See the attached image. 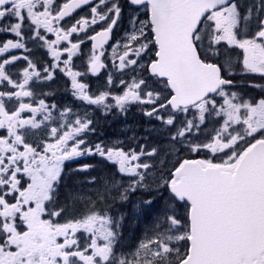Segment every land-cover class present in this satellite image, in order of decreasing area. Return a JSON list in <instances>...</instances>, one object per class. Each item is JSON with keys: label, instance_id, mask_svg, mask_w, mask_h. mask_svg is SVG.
Returning <instances> with one entry per match:
<instances>
[{"label": "snow or ice", "instance_id": "snow-or-ice-1", "mask_svg": "<svg viewBox=\"0 0 264 264\" xmlns=\"http://www.w3.org/2000/svg\"><path fill=\"white\" fill-rule=\"evenodd\" d=\"M0 264H264V0H0Z\"/></svg>", "mask_w": 264, "mask_h": 264}, {"label": "flooded vegetation", "instance_id": "flooded-vegetation-1", "mask_svg": "<svg viewBox=\"0 0 264 264\" xmlns=\"http://www.w3.org/2000/svg\"><path fill=\"white\" fill-rule=\"evenodd\" d=\"M248 91L250 95H257V93L259 92V89H249ZM108 119H111V117H109ZM129 121L130 120H128V118L125 120L124 119L121 120L120 118L118 121L113 123L114 126L113 124H110L111 122H107L106 124L107 125L110 124V125L107 126L104 124L103 127H100V128L98 127L97 130L98 129L99 130L95 135L98 136L100 134H103L104 136L103 138H100V137L98 138L104 139L105 141L113 140L119 135L124 125L129 124ZM145 125L146 124L143 123L141 117H137V121L135 123H131V126H134L136 130L138 129L143 130L147 126ZM112 127H113V131H112ZM95 135H91L89 138L95 141L97 138V137L95 138ZM124 141L127 144V140H124ZM85 162L95 165V168L91 170L90 173L74 171V169L77 167V163L69 162L70 167L66 169L67 174L65 176V185H66V187L64 188L65 193H68L70 191H77V190H82V191L87 192L89 189H88V186L85 184V181L89 178L90 175L97 176L103 179L107 177L113 171V169L109 165L101 161L99 157L82 158V160L80 161V163H85Z\"/></svg>", "mask_w": 264, "mask_h": 264}, {"label": "rangeland", "instance_id": "rangeland-1", "mask_svg": "<svg viewBox=\"0 0 264 264\" xmlns=\"http://www.w3.org/2000/svg\"><path fill=\"white\" fill-rule=\"evenodd\" d=\"M137 117H140V116L135 110L129 112V114L127 116L128 120H130L129 124L128 125H124L123 129L120 131V133H119V135L117 137H119L122 140H127V143H128V142H130V137L134 133H139L140 135H143V130H141V129L136 130V128H134V126H131V123H135L137 121ZM119 119L120 118H113V117H111V119H107V120L100 119L98 121V127L99 128L103 127L104 124L107 125L106 124L107 122H111L110 124H113L114 122L118 121ZM123 119L125 120V118H121V120H123ZM110 124H108L107 126H109ZM113 126H114V124H113ZM98 130H97V132H98ZM112 131H113V127H112ZM96 137L97 138L98 137L103 138L104 136H103V134H100L98 136L95 135V138ZM140 198H141V194H140ZM139 200H141V199H133L134 202H137ZM130 205H132L131 208H132L133 211L132 212L130 211V213H128V214H130L131 218H133V219H130L131 222L128 225V219H127V216H126V219H125V221L123 223L124 240L122 241V243L127 244V245H131V244L135 243L138 239H140L142 236H144L146 234L147 230L149 229V227L151 226V221H152L150 218H148L147 221H146V224H140L139 225L138 222H140L141 214L144 211L142 213H138L137 211L134 210L135 207H136V204L133 203V204H130Z\"/></svg>", "mask_w": 264, "mask_h": 264}, {"label": "trees", "instance_id": "trees-1", "mask_svg": "<svg viewBox=\"0 0 264 264\" xmlns=\"http://www.w3.org/2000/svg\"><path fill=\"white\" fill-rule=\"evenodd\" d=\"M109 172V171H108ZM81 177V176H80ZM147 198V194H141V198H140V194H137L135 197H133V199H146ZM132 205H127L125 206V208L122 210L125 215L127 216V219H128V225L130 224L131 220L130 219H133L131 218L130 214V211L132 212V208H131ZM158 206H154L152 209H145L143 210L144 212L141 214V217H140V222H138V224H146V221L148 218H150L152 220V216H153V213L156 211ZM150 215V216H149Z\"/></svg>", "mask_w": 264, "mask_h": 264}]
</instances>
